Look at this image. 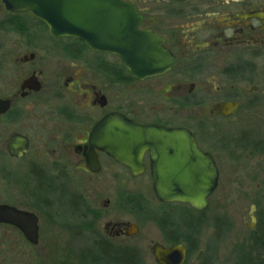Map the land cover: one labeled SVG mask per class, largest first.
I'll use <instances>...</instances> for the list:
<instances>
[{
  "label": "flooded vegetation",
  "instance_id": "af4514ba",
  "mask_svg": "<svg viewBox=\"0 0 264 264\" xmlns=\"http://www.w3.org/2000/svg\"><path fill=\"white\" fill-rule=\"evenodd\" d=\"M124 1L135 5L141 14L139 30L157 34L161 38V45L175 57V63L166 72L144 78L135 77L121 65L118 56L91 50L85 42L74 37L70 38L80 43L40 45L26 42L27 45H40L39 49L43 52L40 57L34 51L23 52V37L28 35L29 38L31 34L25 16L47 26L31 11H13L0 0V98L10 101L8 109L0 114V172L16 173L14 167H9L23 160L29 152L32 137L21 128V121L24 118L33 119L31 110L37 108L39 115L34 119H44L46 123H41V128L33 130V133L41 130L47 132V146H43V150L49 155L48 161L37 158V178H45V173L49 171V183L55 189L57 180L54 178L64 177L71 182L72 171L80 178L82 175L95 177L103 170L104 159L108 163L121 165L133 177L145 174L150 177L148 151L144 153V171L132 175L127 167L105 151L89 146L93 126L105 115L114 112L143 123L186 128L193 134L199 149L213 157L220 175L215 151H228L231 145L227 139L208 142L206 131L219 133L222 126L235 123L239 118L245 122L249 113H264V0ZM38 60L40 64L36 65ZM47 61L54 64L51 74H45L49 69L47 65H50ZM190 110L200 115V118H194L198 120L195 123L199 125L200 132L184 121L193 118L187 115ZM14 134L27 137L29 145L24 154L13 156L9 153L8 143ZM90 150L96 152L100 165L98 171L89 168L86 154ZM67 184L65 187L63 185V191L70 204L69 211H75L81 208L84 201L79 194L71 197ZM217 187L218 184L212 193ZM109 202L110 199L106 198L103 206L108 207ZM159 202L192 208L180 202ZM0 203L37 215L36 244L27 240L16 226L0 223L14 229L28 244L37 245L38 213L12 204L9 197L6 200L0 198ZM129 222L137 224L113 219L105 221V230L112 242L105 241L114 252L118 247L114 244L115 240L133 238L138 234L129 236L123 233L125 224ZM255 223L254 220L252 227L247 226L254 229ZM167 224L161 223L166 241L158 243L164 246L182 243L185 246V264L188 259L187 244L181 240H171L174 235L182 234L183 230L175 224L167 228ZM201 249L199 260H195ZM203 253L204 247L198 246L193 264H200Z\"/></svg>",
  "mask_w": 264,
  "mask_h": 264
},
{
  "label": "rangeland",
  "instance_id": "374dc122",
  "mask_svg": "<svg viewBox=\"0 0 264 264\" xmlns=\"http://www.w3.org/2000/svg\"><path fill=\"white\" fill-rule=\"evenodd\" d=\"M25 18L28 32L34 37L24 35L23 52L34 51L40 57L43 52L39 47L43 43L60 45L74 41L70 37L53 38L44 25L28 16ZM28 41L40 45H27ZM88 55L93 57L91 53ZM35 64L39 65L40 61ZM52 64L47 65L49 69L45 74L52 73ZM31 112L34 118L39 115L37 108ZM187 115L193 118L184 121L200 132L195 123L198 120H194L200 115L195 110H190ZM246 116L245 122L239 118L235 123L222 126L219 133L206 131L208 142L227 139L231 147L228 151H215L220 167L218 187L201 211L186 205L160 204L154 196L148 174L133 177L121 165L108 163L105 159L103 170L95 177L82 175L80 178L69 169L72 171L71 182L64 177L54 178L57 181L56 189L53 188L48 179L49 171L40 180L36 173L37 158L48 161L49 155L43 150V146H47V132L33 133V130L46 122L44 119L24 118L21 128L31 134L32 143L24 159L9 167H14L16 173L0 172V198L6 200L9 197L12 204L38 213L39 243L30 245L14 229L0 225V264H109L102 260L95 246L99 240L112 242L104 226L108 219L134 221L139 225L136 236L125 240L120 238L114 244L136 248L145 264H157L150 246L154 242L166 241L161 223H168L167 228L175 224L185 233L187 230L182 224L188 219H192L197 228L198 246L204 247L200 264H244L242 258L255 253V238L264 229V113ZM66 183L71 197L79 194L84 201L75 211H69L70 204L63 191ZM106 198L110 199L108 207L103 206ZM251 216L256 222L254 229L247 226ZM196 250L185 264H193Z\"/></svg>",
  "mask_w": 264,
  "mask_h": 264
},
{
  "label": "water",
  "instance_id": "95a60500",
  "mask_svg": "<svg viewBox=\"0 0 264 264\" xmlns=\"http://www.w3.org/2000/svg\"><path fill=\"white\" fill-rule=\"evenodd\" d=\"M13 11H31L43 21L50 35L74 37L91 50L112 53L120 58L133 76L162 74L175 63V57L164 48L161 38L139 30L141 14L136 6L124 0H3ZM8 99L0 98V114L9 107ZM226 113V112H225ZM29 145L26 136L14 134L8 150L13 156L24 154ZM89 146L105 151L127 167L132 175L145 169L148 162L152 190L161 202H180L195 210L204 209L207 198L218 184L219 171L213 157L197 146L193 134L186 128H167L143 123L121 113H109L92 128ZM92 171H98L99 161L94 150L86 154ZM251 225L255 218L251 216ZM0 223L19 228L27 240L38 242V217L35 213L0 203ZM138 232L135 223L125 224L124 234ZM151 253L157 264H183L185 246L182 243L164 246L154 243ZM202 249L195 260H199Z\"/></svg>",
  "mask_w": 264,
  "mask_h": 264
},
{
  "label": "trees",
  "instance_id": "16d2710c",
  "mask_svg": "<svg viewBox=\"0 0 264 264\" xmlns=\"http://www.w3.org/2000/svg\"><path fill=\"white\" fill-rule=\"evenodd\" d=\"M74 41L80 43L76 39ZM183 226L187 231L174 235L171 240L184 241L187 244V257H189L198 247L195 237L197 228L193 226L192 219L185 220ZM95 246L99 250L102 260L109 264H145L140 252L134 247L118 246L115 248L117 252H114L105 240L96 241ZM242 259H244V264H264V229L259 233V237L255 238V253L250 255L248 253Z\"/></svg>",
  "mask_w": 264,
  "mask_h": 264
}]
</instances>
